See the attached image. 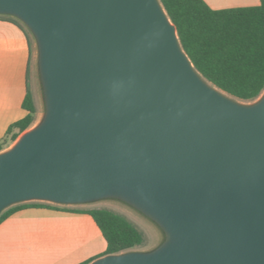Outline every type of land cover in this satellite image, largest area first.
Segmentation results:
<instances>
[{
	"label": "water",
	"instance_id": "obj_1",
	"mask_svg": "<svg viewBox=\"0 0 264 264\" xmlns=\"http://www.w3.org/2000/svg\"><path fill=\"white\" fill-rule=\"evenodd\" d=\"M33 35L45 114L0 153V214L123 202L164 241L90 264H264V94L207 83L159 0H0Z\"/></svg>",
	"mask_w": 264,
	"mask_h": 264
},
{
	"label": "trees",
	"instance_id": "obj_2",
	"mask_svg": "<svg viewBox=\"0 0 264 264\" xmlns=\"http://www.w3.org/2000/svg\"><path fill=\"white\" fill-rule=\"evenodd\" d=\"M159 3L176 29L181 49L207 83L242 103H252L260 97L264 92V0L255 6L226 9H211L204 0H159ZM0 19L12 22L29 38L16 18L0 16ZM22 107L26 114L7 128L0 139V153L35 122L29 92ZM27 208L68 210L45 202L22 203L4 210L0 223ZM79 212L93 219L105 241V250L98 258L125 253L144 244L142 232L118 213L105 208Z\"/></svg>",
	"mask_w": 264,
	"mask_h": 264
},
{
	"label": "crops",
	"instance_id": "obj_3",
	"mask_svg": "<svg viewBox=\"0 0 264 264\" xmlns=\"http://www.w3.org/2000/svg\"><path fill=\"white\" fill-rule=\"evenodd\" d=\"M205 1V0H204ZM231 6L211 9L249 7L259 0H213ZM38 52L19 27L0 19V139L7 128L22 119L27 92L39 113L36 81ZM90 204V203H89ZM84 205L61 206L67 211L27 208L0 223V264H86L105 250V241L93 219L82 212ZM107 209V208H105Z\"/></svg>",
	"mask_w": 264,
	"mask_h": 264
},
{
	"label": "rangeland",
	"instance_id": "obj_4",
	"mask_svg": "<svg viewBox=\"0 0 264 264\" xmlns=\"http://www.w3.org/2000/svg\"><path fill=\"white\" fill-rule=\"evenodd\" d=\"M205 2H207L213 8H220V7H227V6L234 5V4H231L230 2H217L213 0H205ZM26 30L28 32L29 39L33 47V51L36 54L37 45H36L35 38L33 37L31 32L27 28ZM36 73L37 75H36L35 83L37 82V89H38V95H39V110H38L39 113L35 119L33 126L29 128L27 131H30L33 128H35L42 121L44 114H45L44 99H43L41 82L39 78L38 65H36ZM263 94L264 92L254 102L243 103V104H253L257 102L263 96ZM21 135L18 137V139L21 137ZM14 144L15 142L11 144L3 152L9 150ZM93 207H104L115 213L122 215L124 218L130 221L139 231L142 232V234L144 235V244L140 247L133 248L130 251H135V252L151 251L155 249L156 247H158L165 239L164 233L153 221H151L150 219L142 215L140 212H138L137 210H135L134 208H132L131 206L123 202H120L117 200H101V201L90 203L88 205H84L82 208H93Z\"/></svg>",
	"mask_w": 264,
	"mask_h": 264
}]
</instances>
